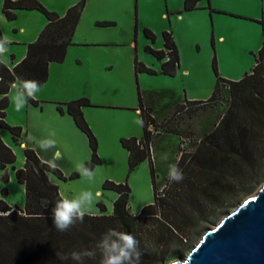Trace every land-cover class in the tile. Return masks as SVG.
Listing matches in <instances>:
<instances>
[{
  "label": "rangeland",
  "instance_id": "rangeland-1",
  "mask_svg": "<svg viewBox=\"0 0 264 264\" xmlns=\"http://www.w3.org/2000/svg\"><path fill=\"white\" fill-rule=\"evenodd\" d=\"M38 1L48 10L57 12L53 9L63 10L82 0H42L46 5L41 0ZM0 3V29L5 38L11 40L10 44L4 46L8 52L3 54V59L10 65L11 52L19 55L20 49L25 48L24 42L27 38L23 33H19L17 28L19 26L28 28L36 19L33 16H23L29 14L21 12L19 18L9 21L2 11L3 0H0ZM86 8V14L65 64L54 66L50 83L40 89L35 97L40 100L39 105L30 104L27 95L18 88L14 89L10 94L11 105L7 113V122L11 126L21 127L24 142L42 152L47 158L50 156L53 158L54 150H61L63 155L58 162L63 172L68 173V176L66 175L68 179L61 180L55 176L52 179L70 199L85 192L91 193V201L86 200L85 207L88 212H96L92 215L113 213V202L117 193L103 188L107 180L129 184L130 211L137 214L154 200L151 171L147 162L130 171L128 153L122 146L121 140L127 138L122 134L128 133H138V136L133 137H142V123L134 111L118 109L119 107L116 109L107 105H137L139 92H161V94L164 92L163 98L156 102L159 111L167 110L173 101L184 100L185 97L209 99L217 83L213 69L214 57L217 59L221 76L223 74L237 81L241 76L249 73L254 66V54L264 49V22L252 23L232 15L230 17L220 15L214 24L208 14L198 13L185 16L184 21L179 20L172 24L168 19L164 0H86ZM30 13L41 17L43 21L46 19L44 14L38 11ZM102 22L115 24L100 26ZM146 29L154 33L157 42L146 36ZM168 30L177 38L183 65L190 70L189 74L181 71L174 77L163 75L159 71L160 61L163 60H158L147 52V47L152 48L153 42L157 48L162 46V34ZM220 36H224V39L221 40ZM14 41L21 43H12ZM136 57L146 65L152 66L150 68L156 70L157 74H137ZM80 98H88L93 105L86 108L85 118L98 140V153L103 161L90 175L84 173V163H78V157L83 155L84 149L86 150L87 147L90 149L89 140L84 134L87 142L83 144L80 139L72 135L65 123L66 119L60 118L61 112L58 109L61 103L65 104ZM49 99L55 100L43 103V100ZM226 109L224 105L221 109H217L216 114L219 111L223 113ZM208 110L209 108L204 109L203 114ZM199 117L201 114L196 113L174 120L173 132L204 137L214 129V121L205 118L203 123H200L203 129L201 132L191 125ZM170 129L160 128V131L164 130L166 133L156 136L152 144L157 162L156 192L160 197L166 193L168 186L164 179L168 176L170 165L176 164V154H178L179 143L177 144L175 136L160 139L167 135ZM1 138L5 143V139L8 141L9 145L6 144L13 149L16 162L8 165L5 170L0 167V199H4L12 207L24 208L25 188L17 181L15 170L24 166L26 145L24 142L15 143L8 129L1 132ZM91 154L90 152V158L84 162L91 159ZM75 172L80 173V177L70 179V175ZM5 174L8 176V182L3 180ZM263 183L264 164L259 176L250 186L227 197L224 203L211 206L200 220L185 231L182 240L175 238L168 244L164 249L166 258L174 256L181 261L186 259L207 230L214 228L244 200L253 196ZM3 189L8 190V195H3ZM98 189L101 191L99 195ZM99 204L106 207L104 213L100 210ZM163 217L160 215V218ZM148 225L149 228H154L151 221ZM164 262L165 260L158 264Z\"/></svg>",
  "mask_w": 264,
  "mask_h": 264
},
{
  "label": "trees",
  "instance_id": "trees-1",
  "mask_svg": "<svg viewBox=\"0 0 264 264\" xmlns=\"http://www.w3.org/2000/svg\"><path fill=\"white\" fill-rule=\"evenodd\" d=\"M200 1L186 0L184 10L196 9ZM85 7L86 0H82L61 16L48 10L38 0H3L2 11L9 21L17 19L18 10H37L48 20L38 39L28 44L26 57L12 70L1 61L3 35L0 29V132L8 129L15 143H23L24 134L21 127L11 126L6 120L12 86L19 80L22 83L21 92L27 95L28 102L39 105L31 92L39 90L48 81L51 63L65 61ZM114 24L102 22L100 26ZM145 33L148 38L156 40L151 30L146 29ZM163 39L166 50L147 47V52L164 61L160 71L162 74L174 77L180 67L178 46L170 31L163 32ZM254 58L252 70L240 80L232 81L221 77L214 57L213 69L217 83L211 97L203 101H185L165 116H156L142 92H139L144 135L142 138L121 140L122 146L129 152L131 172L144 161L150 163L154 202L142 208L138 214L130 211L129 184L107 180L103 188L118 194L113 202L112 215L85 214L82 222L74 223L65 232L57 231L53 226L52 209L55 202L64 197L51 177L61 180L68 178L59 168L44 162L36 150L27 145L24 166L15 170L17 181L25 188V206L12 207L0 199V264H78L68 256L74 250L83 253L84 264H102L107 254L106 244L120 245L117 234L122 231L136 239L140 264L163 262L166 258L164 249L168 244L175 238L182 240L185 231L200 220L211 206L224 203L227 197L245 190L259 176L264 164V49L254 54ZM135 71L137 74H157L156 70L146 66L137 57ZM27 81L37 82V88H26L24 82ZM224 105L227 107L225 112L216 114L217 109ZM65 106L78 128L88 137L92 157L84 163L83 170L90 175L102 164L98 140L83 112L84 107L93 105L88 98H80L65 103ZM208 108L213 115L216 114L211 132L204 137L176 133L179 137L202 138V142L179 159L176 166L182 170L183 179L176 182L168 177L166 193L160 197L156 192L157 173L151 152L154 138L166 133L160 131L163 127L166 130L171 128L167 134L175 133L172 127L174 120L201 113ZM58 109L61 113L65 112L62 106ZM151 122H154L160 134H153L149 130ZM15 162L14 151L0 136V167L5 170ZM78 177V172L70 175V179ZM3 180L8 182L7 174ZM2 193L6 196L9 192L3 189ZM98 206L102 213L106 211L103 204ZM160 215L164 217L160 218ZM150 221L154 225L152 229L148 227ZM136 250L132 251L130 261H124L123 264H136ZM58 252L68 258L59 259L56 255Z\"/></svg>",
  "mask_w": 264,
  "mask_h": 264
},
{
  "label": "crops",
  "instance_id": "crops-1",
  "mask_svg": "<svg viewBox=\"0 0 264 264\" xmlns=\"http://www.w3.org/2000/svg\"><path fill=\"white\" fill-rule=\"evenodd\" d=\"M42 1V0H41ZM185 1L186 0H164L165 4L167 5V14H168V19L170 21V23L174 24L175 21H184L185 19V16H190V15H195V14H198V13H206L208 14V17L210 16L213 21H214V24H216V21L218 19V16L220 15H223V16H226V17H230V15H232L233 17H237V18H240L246 22H264L263 20V17H264V0H201L198 4V7L194 10H184V4H185ZM45 5L46 3L44 1H42ZM74 4V3H73ZM72 5V4H71ZM70 5V6H71ZM68 6V7H70ZM0 7H1V3H0ZM68 7L64 8L63 10H58V9H53L55 11H57L58 14H60L61 16H63L65 13H66V10L68 9ZM86 10L87 8L85 7L83 13H82V16L80 18V21H79V24H78V27H77V30L75 32V35L73 37V44L68 48V52H67V55H66V59H67V56H68V53H69V50L72 46H74V38L75 36L77 35L78 33V30H80V26H81V22H82V19L83 17L85 16L86 14ZM37 10H18L17 11V16L18 18L21 16V12H27V14L29 15H23V16H33L36 21H34L33 25H29L28 28L27 26H19L17 29V31L19 33H23V35H26V40H25V48L24 49H20V54L19 55H16L15 53H13V51L11 52V57H12V62L10 65H8L5 60L3 59V54H6L8 51L7 49L4 47L5 44H10L11 40L9 41L8 39L5 38V36L3 35V45L1 46V61L6 65L8 66L11 70L14 68V66H16L17 64H19L27 55V51H28V44L30 43H33L35 42L40 33L42 32V30L45 28V26L47 25L48 23V20L47 18L43 21L41 20L40 18L41 17H36L35 15H30V14H34V13H30V12H36ZM20 12V13H19ZM39 12V11H38ZM41 13V12H40ZM25 14V13H24ZM263 14V15H262ZM1 18V16H0ZM25 18V17H24ZM29 29V30H28ZM169 31V30H168ZM171 32V31H170ZM173 33V32H172ZM174 36V34H173ZM176 37V36H175ZM175 41H176V44L178 46V50H179V55H180V67L178 68V71L177 73H180L181 71L186 73V74H189L190 70L187 69V68H184V65H183V61H182V55H181V52H180V47H179V43L178 41L176 40L177 38H175ZM221 37V40L224 39V36H220ZM159 38V37H158ZM158 40V39H157ZM156 40V42H157ZM162 46L157 48L155 47V42L152 43V48L154 50H166L165 48V45H164V39H163V34H162ZM216 42V41H215ZM12 43H18L20 44L21 42H12ZM14 44V45H15ZM65 59V61H66ZM159 60V59H158ZM65 61L62 62V63H51L50 66H49V79L48 81L40 88L42 89L43 87H46L51 79H52V70L55 68L54 66H61L63 64H65ZM164 62V61H163ZM162 61H160V66L162 67ZM144 63V62H143ZM145 64V63H144ZM146 65V64H145ZM149 65V64H148ZM146 65V66H148ZM254 65H255V58H254ZM149 68L152 67V66H148ZM161 67H160V70L161 71ZM254 67V66H253ZM62 68V67H60ZM57 69V67H56ZM249 71V70H248ZM161 73V72H160ZM164 75V74H163ZM165 76H168V75H165ZM222 76H224L222 74ZM221 76V77H222ZM243 76H241L242 78ZM223 78L227 79V80H231L229 78H227L226 76H224ZM241 78H239L238 80H240ZM232 81H236V80H232ZM18 88L20 91H21V88H22V83L18 80L11 88L10 90V93H9V96L11 94V92ZM39 90L35 91V92H31V95L32 97L37 100V98H35L37 96V94L39 93ZM214 92V91H213ZM144 98L146 99L147 103L151 106V108L153 109V112L155 113L156 116H165V115H168L177 105H180V104H183L185 101H203L201 99H197V98H191V99H187L185 97L184 100H177V101H173L172 104H170V106H168L167 110H158V108L156 107V102L159 101L160 98H163V95H165L164 92H161L160 93H153V92H147V93H142ZM1 95H0V100H1ZM39 97V96H38ZM40 98V97H39ZM48 99V98H46ZM11 100V99H10ZM55 99H49V100H43V103H47V102H51ZM38 102H40V100H37ZM31 104V103H30ZM10 105H11V102H10ZM64 111H66V106L65 104H60ZM108 105H112V104H108ZM107 107H115L116 109H122V110H129V111H134L135 112V115L139 117V120L141 121L142 123V129H143V134H142V137L144 135V128H143V118H142V113H141V110H140V106H139V97H138V102H137V105H131V104H119V105H114V106H108ZM91 107V106H89ZM93 107V106H92ZM86 108L88 107H84L83 108V112H84V115L86 114ZM9 109V108H8ZM8 109H7V113H8ZM67 112V111H66ZM198 114H201V117H199L197 119V121H195L194 124H191L192 126H194L197 130H200L201 132L203 131L202 129V126H200V123L205 120V118H207L209 121L210 120H213L214 119V115H213V112L211 111H208L207 113L203 114L202 112L201 113H198ZM61 117L60 118H63V119H66L65 123L67 124V127L68 129L71 131L70 133L74 136H76L78 138V140L80 139L82 141L83 144H85V142H87L86 140V134L81 131L78 126L76 125L73 117L71 115H69L68 113L65 114L64 113H61L60 114ZM206 115V116H205ZM86 117V115H85ZM7 120V118H6ZM196 120V119H195ZM194 121V120H193ZM141 126V125H140ZM182 126V125H181ZM183 127V126H182ZM200 127V128H199ZM3 130H1L2 132ZM1 132H0V136H1ZM177 132L175 133H170V134H167L165 135L163 138H160V139H167V138H170L171 136H175L176 139H177V144L179 143V136L176 134ZM85 134V135H84ZM85 136V137H84ZM122 136H126L127 138H130V137H133V136H138V133H128V134H122ZM140 137V138H142ZM88 139V137H87ZM159 139V140H160ZM158 140V141H159ZM6 143L9 145L8 141L5 139ZM5 143V144H6ZM6 144V145H7ZM7 145V146H8ZM24 145H28L30 146L29 144H27L26 142H24ZM178 146V145H177ZM32 147V146H31ZM26 148V147H25ZM24 148V150H25ZM12 149V148H11ZM13 150V149H12ZM36 150V149H35ZM126 150V149H125ZM152 157H153V161H154V165H155V169H157L156 165H157V162H156V157H155V148L153 146V149H152ZM127 151V150H126ZM37 154L38 156L46 163L54 166V167H57L59 168L60 170L62 169L61 166H59V159H60V156H62L63 154L61 153V150L60 149H57V150H54L53 151V158L50 156V158L46 157L42 152L40 151H37ZM75 152H78L77 150H75ZM90 152L92 153V150L91 148L89 149L87 147V149L83 151V155H79L81 152L79 151V157H78V163H85L84 161L88 160L90 158ZM128 153V159H129V152L127 151ZM55 154V155H54ZM99 154V153H98ZM55 156H58V158H54ZM91 157H92V154H91ZM176 164L178 163L179 159H178V154H176ZM103 162V161H102ZM149 163V161H144L142 163ZM25 163V162H24ZM149 167H150V163H149ZM63 172V169L61 170ZM64 176L67 177L68 176V173H64ZM67 175V176H66ZM53 177V176H52ZM51 177V180L53 181ZM169 176H166L164 181L168 178ZM163 181V182H164ZM54 182V181H53ZM55 183V182H54ZM56 184V183H55ZM159 185V184H158ZM59 186V185H58ZM60 187V186H59ZM60 192H61V195L64 197V198H67L69 200H71L68 196L64 195L62 190L60 189ZM101 193V191H99V189L97 190V194L99 195ZM118 196V194H117ZM117 196H115L114 198V201L117 199ZM154 202V200H153ZM152 202V203H153ZM151 203V204H152ZM141 211V210H140ZM139 211V212H140ZM86 214H96V212H88L86 210ZM138 214V213H137Z\"/></svg>",
  "mask_w": 264,
  "mask_h": 264
},
{
  "label": "water",
  "instance_id": "water-1",
  "mask_svg": "<svg viewBox=\"0 0 264 264\" xmlns=\"http://www.w3.org/2000/svg\"><path fill=\"white\" fill-rule=\"evenodd\" d=\"M182 264H264V183L207 230Z\"/></svg>",
  "mask_w": 264,
  "mask_h": 264
},
{
  "label": "clouds",
  "instance_id": "clouds-1",
  "mask_svg": "<svg viewBox=\"0 0 264 264\" xmlns=\"http://www.w3.org/2000/svg\"><path fill=\"white\" fill-rule=\"evenodd\" d=\"M25 87H30L33 90L37 88V82L27 81L24 82ZM18 95H22L17 93ZM30 94V93H29ZM55 155V154H54ZM168 176L171 181L179 182L183 179V172L175 164L170 165ZM92 194L89 192L82 193L80 196L69 200L64 198L55 202V207L52 209L53 226L57 231L65 232L71 225L80 221L82 222L86 214L85 201H91ZM118 223V222H117ZM121 244L112 243L110 246L106 244L107 254L102 259V264H123L124 261H130L132 251L136 250L137 241L130 234L122 231L117 234ZM57 257L64 260L70 256L78 264H84L83 253L72 251L68 256L62 253H56ZM136 264H140V252L136 250ZM164 264H182V261L174 256H168Z\"/></svg>",
  "mask_w": 264,
  "mask_h": 264
},
{
  "label": "built area",
  "instance_id": "built-area-1",
  "mask_svg": "<svg viewBox=\"0 0 264 264\" xmlns=\"http://www.w3.org/2000/svg\"><path fill=\"white\" fill-rule=\"evenodd\" d=\"M228 86L226 85V88ZM180 113H178L177 115H179ZM153 118H155L153 116ZM149 130L153 133V134H160V132L156 131V128L154 126V122H151L149 125ZM202 142V138L196 137V136H180L179 137V144H178V159H180L182 156H184L185 154H188L191 152L192 148L195 146L200 145ZM153 147L151 145V152ZM1 214V213H0Z\"/></svg>",
  "mask_w": 264,
  "mask_h": 264
}]
</instances>
